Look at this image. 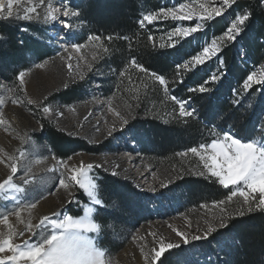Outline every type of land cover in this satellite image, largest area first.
<instances>
[{
    "label": "rangeland",
    "instance_id": "rangeland-1",
    "mask_svg": "<svg viewBox=\"0 0 264 264\" xmlns=\"http://www.w3.org/2000/svg\"><path fill=\"white\" fill-rule=\"evenodd\" d=\"M78 1L45 0L43 5L37 7V12L31 14L39 16L38 19H23L26 10L37 6L39 0H20L18 5H14L12 17L5 18L6 13L0 16V21H7L19 26V32L22 36L30 40L31 48L26 52V64L18 70V74L20 71L26 73L23 86L20 85L17 78L18 74L16 77L17 83L13 84L0 76V85H3V87H0V97L3 98L2 104H0V119L5 122L0 121V182L7 179L10 174L9 157H16L15 162L18 164L17 172L12 174L15 187L0 191V233L6 235L8 232V226L2 222L5 215L17 233H24L23 236L17 235L14 237L15 243L21 244L22 247L25 239L35 243L42 237L51 234V221L42 224L39 228H33L31 232L26 230V226L28 224H40L41 218L44 216H48L50 219H63L64 215H70L69 208L81 209L79 216L70 215L73 218L87 217L100 225L96 217L102 214V210H108V206L100 195L98 181L101 178V173L109 174L133 184L134 190L137 192L136 196L142 203L141 206L135 205L134 210L144 220L139 223L134 221L130 223L131 226L128 224L123 227L119 226V228L108 224L105 228L101 227L97 232L75 229L74 231L70 230L69 235L72 232H79L90 239L95 248L105 253L103 257L105 264H146L144 255L148 250L152 248L159 250V245L155 243L156 240L162 238L165 241L180 242V237L173 232L169 225L188 231L192 235H201L207 227L205 221H212V218L218 213V209L213 207L214 202L202 204L199 208H192L185 204V189L182 187V179L186 176L197 177L187 175L189 169L203 170L202 162L198 157L189 155L187 158H182L176 155L178 160L176 165L164 161L152 164L149 159L139 152V145L131 137L129 124L123 130L117 129L111 136L107 135V128L115 120L112 112L109 111V99L112 100L113 106L121 112L126 111V109L118 99L117 94H112L109 98H104L101 95L99 80L105 76L102 60L99 59L102 49L89 46L77 52L71 48L73 44H89L88 37L90 35L86 33L84 37L83 23L79 18H61L65 23L73 25L72 28H66L60 20L47 23L44 21L49 2L54 8L62 9L63 4H68L76 9ZM156 1L159 4L157 9L145 11L142 18L150 12H159L162 7L165 9L169 7L178 9L181 3L195 6L197 2V0ZM212 6H220V0H214ZM229 9L230 7L225 10L222 16L227 14ZM244 12H239L237 15ZM234 19L230 20L229 27ZM167 22L171 25L164 26L163 39L164 42L172 43L178 38L172 37L170 40L168 34L176 27H195L198 17L194 16L191 20H173L168 17L157 19L151 23L146 21L145 23L162 24ZM203 31L204 28L196 33ZM213 39L216 38L211 37L207 41H201V44H203V47L208 46ZM34 42H36V45H34ZM65 48L69 50L65 52ZM94 54L97 56L96 60L92 59ZM81 57H86V60L80 59ZM44 61H48L44 68L36 67L37 64ZM87 63H91L92 68L90 71H84V78L80 79L77 75L76 65L80 64L81 70H84ZM69 65L72 67L69 68ZM219 70L222 71V67H219ZM253 72L257 73L256 79L264 75V60L254 67L251 73ZM66 81L70 84L68 88L63 87V83ZM61 92H66L64 99L59 96ZM236 97L239 100L242 98L241 95ZM29 99L37 103L28 104L27 100ZM38 104L41 106L38 107ZM42 106H50L53 111L44 114ZM68 106L74 108L75 111H70ZM57 109L63 113L62 116L56 113L55 110ZM85 116H88L87 120H84ZM166 116L165 113H162L161 118L164 119ZM42 119H45L64 134L83 140L87 148H90L87 151L83 150L72 154L70 156L72 157V165L78 166L81 161L103 165L102 167H94L89 173L93 182L97 185V196L102 199V206L97 205L96 201L77 185H70L71 196L60 187V171L63 169L51 171L55 166L53 157L56 160L60 159L56 157L45 140L38 139V135L42 131ZM105 121H107V124ZM97 128H99V131H97ZM227 131L242 142L255 141L258 145H264V141H261L260 138L243 140L231 130ZM69 133H73V135ZM89 141H92V143H89ZM209 143H211V140L206 144ZM183 151L185 150L180 152ZM117 165L118 167H116ZM106 167L108 171L105 170ZM27 169H31V171L26 177L29 182L25 183L22 178L25 177ZM113 169L119 174L113 175ZM181 169H184L182 178L174 180L173 183L164 188H160L158 180L152 178L153 172H156L160 179H164L168 175H175ZM212 179L216 181L215 178ZM216 183L219 185L218 181ZM137 184L142 185V188L138 189ZM149 184H154L157 192L148 191ZM240 186L243 187V185ZM17 188L21 190L17 191ZM221 188L233 190L231 185L228 188L224 186H221ZM255 195L258 199L260 194L256 193ZM81 196L86 198V202L80 201ZM33 204L35 207H27ZM239 204L240 200L234 198L229 210ZM17 209L20 211L19 218L14 215V211ZM89 209L90 211H88ZM53 213L59 215L53 216ZM189 223L191 227H188ZM197 228L200 229L199 232L196 231ZM57 231H60V229H57ZM151 233H156V237H153ZM102 237L117 242L120 248L116 251H107L98 243ZM197 241L200 240L192 241L194 242L192 244L178 246L186 247V249L187 247L190 248L188 251L184 249L186 258L176 264H203L204 261L208 263L215 258L225 259L222 244H215V248L210 250L200 247ZM141 246L144 248L143 253L141 252ZM7 254L11 255V253ZM3 255V253H0V257Z\"/></svg>",
    "mask_w": 264,
    "mask_h": 264
},
{
    "label": "trees",
    "instance_id": "trees-1",
    "mask_svg": "<svg viewBox=\"0 0 264 264\" xmlns=\"http://www.w3.org/2000/svg\"><path fill=\"white\" fill-rule=\"evenodd\" d=\"M158 5L156 0H79L76 4L84 37L86 33L98 35L104 47L108 48V52L102 50L99 54L105 71L104 78L99 80L102 97L117 94L124 107L126 103L136 105L126 90L129 81H121L119 76V72L128 67L133 84L139 85L142 78L147 79L144 73L130 67L131 60L135 58L150 72L164 75L169 81L170 93L190 101V111L197 109L191 118H179L178 106L176 113L169 115L173 105L166 100L160 86L150 85L147 90L141 89L139 105L135 107L134 119L129 123L131 137L139 145V152L152 164L164 161L176 165V153L208 143L215 138V133L222 135L231 130L243 140L260 138L264 141V126L261 124L264 119V86L253 84L246 91L242 89L244 79L264 60V0H236L227 14L206 21L203 32L181 39L173 47L167 46L171 42L161 39L164 26L170 23H145L143 29L139 27L142 14L157 9ZM243 11L250 16L242 31L234 40L222 42L216 57L194 68L178 67L202 51L201 41L222 36L230 20ZM149 35L152 36L151 41L148 40ZM109 36L113 39L108 40ZM29 42L19 32L18 25L0 21V76L9 83H17L18 70L26 64V52L31 49ZM161 43L166 47L160 48ZM221 62L222 71L219 70ZM212 74L221 76V79L206 85L210 89L208 93L188 91L190 87H198L210 80ZM65 94L61 92L59 96L64 99ZM240 95L241 100L234 105L233 101ZM162 113L167 115L164 119L161 118ZM41 129L38 139L45 140L59 159L90 149L83 140L64 134L45 119L41 120ZM182 181L185 204L192 208L222 200L230 192L221 188L214 179L186 176ZM98 182L100 195L108 206V210H102V214L96 217L101 227L111 224L119 228L144 220L134 210L135 205L141 206L142 203L131 182L104 173ZM80 201L86 202V198L81 196ZM239 206L235 205L229 211ZM68 211L72 216L81 214V209L69 208ZM98 243L107 251L120 248L117 242L107 237H102ZM197 244L210 250L215 248V244H222L225 253L224 260L215 258L203 264H264V212L245 213L243 217L230 219L227 228L219 229ZM189 248L169 250L155 264H176L186 258L184 249L188 251Z\"/></svg>",
    "mask_w": 264,
    "mask_h": 264
},
{
    "label": "snow or ice",
    "instance_id": "snow-or-ice-1",
    "mask_svg": "<svg viewBox=\"0 0 264 264\" xmlns=\"http://www.w3.org/2000/svg\"><path fill=\"white\" fill-rule=\"evenodd\" d=\"M214 0H197L195 6L193 4L181 3L179 8H160L159 12L148 13L139 20V27L144 28L145 22L151 23L157 19L171 17L173 20H191L194 16L198 17V22L195 27H176L169 34L168 37L171 40L172 37H177V41H173L168 47H173L179 40L189 37L192 34L202 30L205 27V21L214 20L216 17L222 16L225 10L231 7L235 0H220V6H212ZM20 0H0V16L7 14L5 18H10L13 16L14 5H18ZM45 0H39V4L34 7H30L26 10L23 19H38L39 16H33L32 13L37 12V7L43 5ZM250 13L245 11L243 14L236 15L235 19L231 21V26L223 33L222 36L213 39L211 44L203 47L196 55H192L190 60H186L183 64L178 65L180 69H189V67H195L197 65H204L207 60L211 57L216 56L217 52L220 51V44L226 41H232L235 37L242 31V26L249 19ZM79 18L80 12L68 4H63L61 8H54L49 2L45 15L44 21L51 22L60 20L66 28H72L73 25L65 23L61 18ZM113 37L109 36L108 40H112ZM128 39V37H124ZM163 39V37H161ZM148 40H152V36H148ZM89 44H73L72 49L79 52L81 49L89 46H95L102 49L105 53L108 52V48L104 47L102 39L98 35H90L88 37ZM155 47V45H153ZM160 48L166 47L164 43L159 45ZM69 49L65 48L64 51L67 52ZM63 59V57H61ZM80 59H85L86 57H81ZM93 60L97 59L94 54ZM48 61H44L41 64H37L36 67L44 68ZM72 66L69 65V68ZM130 67L138 69L140 72L144 73L147 79H141L139 85L133 84L131 77L129 75L128 67H125L119 72L121 81L127 79L129 81V87L126 89L130 94L132 99L137 103L136 105L125 104L126 111L121 112L116 107L113 106L112 100L109 99V111L112 112L115 120L107 128V135L111 136L113 132L117 129L123 130L129 123L130 120L134 119L132 113L135 107H138L140 101V91L141 89L147 90L151 86H160L163 89V95L171 102L173 105L172 113L169 115H174L178 106L179 118H191L197 112V109L192 108L189 110L190 101H186L176 95H172L169 89V81L166 80L164 75L158 74L155 71H149L147 68L143 67L135 58L131 60ZM221 67H223V62H221ZM92 68L91 63H87L86 68L81 70V65L77 64V75L80 79L84 78V71H90ZM26 73L20 71L18 74V79L20 85H24V77ZM257 73L253 72L247 76L243 81V89L246 91L252 87L253 84H260L264 86V75H261L259 79H256ZM221 79V76L217 74H212L210 80L204 81L198 87H190L189 92H195L200 94H205L210 91L206 86L208 83H215ZM175 80H173V83ZM3 87V85H0ZM64 88L70 87L69 82L63 83ZM118 85V90H119ZM47 99V98H45ZM3 98L0 97V104H2ZM16 103L15 100H13ZM28 104L37 103L33 100H27ZM234 105L239 103V99L233 101ZM41 105L38 104V107ZM70 111H75L74 108L68 106ZM42 111L44 114H49L53 111L50 106H42ZM58 115H63L58 109L55 110ZM90 115V114H89ZM88 116L84 117L87 120ZM2 123H5L0 119ZM107 124V121H105ZM166 123V122H165ZM262 126H264V119L261 121ZM99 131V128H97ZM73 135V133H69ZM92 143V141H89ZM23 155V153H21ZM177 156L182 158H187L189 155L198 157L200 162H202L203 170L189 169L187 170V175H194L197 177H202L206 179L215 178L219 185L228 188V186H233V190L230 194L226 195L224 199L215 201L213 207L218 209V213L212 218V221H205L207 227L203 230L201 235H192L188 231L183 229H177L172 225L173 232L180 237V242H170L165 241L162 238L155 241L159 245V250L155 248L149 249L144 255L146 264H154L162 253L167 250H171L174 247H178L181 244H191L192 241L196 240H206L213 233L217 232L219 229H225L229 225V220L235 217H243L245 213H255L264 212V145H258L257 142H242L240 139L234 138L233 134L229 131L220 133H215V138L211 140V143L205 144L201 143L198 147H189L187 151L176 153ZM55 160V166L51 171H56L58 169H63L60 171L59 185L65 191L68 192L69 196L72 195L70 191V185H77L80 189H83L93 200L96 201L97 205L102 206V199L97 196V185L93 182L89 173L94 167H102V164L94 165L92 163H85L81 161L79 165H72V157H67L66 159ZM131 159V158H130ZM16 157H9L8 167L10 168V174L7 176L3 182H0V191L8 188L11 189L15 187L13 184V175L18 170V164L15 162ZM118 167V165L116 166ZM108 171V168H105ZM31 169H27L23 181L28 183L29 180L26 179ZM113 175H118L119 173L113 169ZM184 174V169H181L175 175H168L164 179H160L156 172L152 173L153 180H158L159 187L164 188L169 184L173 183L174 180L182 178ZM143 175V173H141ZM240 185H243L241 187ZM136 187L142 188V185L137 184ZM17 191L21 189L17 188ZM148 191L153 193L157 192V188L154 184H149ZM256 193H259V198L257 199ZM237 198L240 200V206L233 211H229V206L233 202V199ZM242 198V199H240ZM27 207H35V205H28ZM207 207V205H205ZM90 211V209L88 210ZM14 215L18 218L20 217V211L17 209L14 211ZM53 216H58V213H53ZM51 221L50 228L51 234L46 237H42L37 242L32 243L25 239L23 241V247L21 244L14 242V237L17 235L23 236L24 233L19 232L13 228L9 223V220L3 216V223L8 226L7 234L0 233V253L4 255L0 257V264H105L103 259L105 253L93 246V243L86 236L81 235L79 232H72L69 235L71 229H86L92 232H97L100 230L101 226L98 223L93 222V220L87 217L73 218L70 215H64L63 219H50L48 216L41 218V223L37 225L28 224L26 230L31 232L33 228H39L42 224ZM214 221V225H213ZM188 227H191L189 223ZM60 229V231H57ZM196 231H200L199 228ZM153 237H156V233H151ZM190 237V238H189ZM141 252H144L143 246H141ZM7 253H11L8 255Z\"/></svg>",
    "mask_w": 264,
    "mask_h": 264
},
{
    "label": "clouds",
    "instance_id": "clouds-1",
    "mask_svg": "<svg viewBox=\"0 0 264 264\" xmlns=\"http://www.w3.org/2000/svg\"><path fill=\"white\" fill-rule=\"evenodd\" d=\"M71 230H73V231H74V230H75V228H73V229H71Z\"/></svg>",
    "mask_w": 264,
    "mask_h": 264
}]
</instances>
